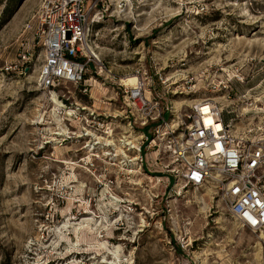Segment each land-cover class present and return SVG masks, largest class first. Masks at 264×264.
Wrapping results in <instances>:
<instances>
[{
    "label": "rangeland",
    "instance_id": "1",
    "mask_svg": "<svg viewBox=\"0 0 264 264\" xmlns=\"http://www.w3.org/2000/svg\"><path fill=\"white\" fill-rule=\"evenodd\" d=\"M36 8L0 0V264H264V229L239 226L209 184L168 175L167 151L154 164L141 144L121 166L104 156L113 147L77 137L95 119L113 138L125 132L117 87L129 76L180 130L198 100L235 110L236 127L263 125L264 0H96L88 44L106 68L90 67L85 91L36 85Z\"/></svg>",
    "mask_w": 264,
    "mask_h": 264
},
{
    "label": "built area",
    "instance_id": "2",
    "mask_svg": "<svg viewBox=\"0 0 264 264\" xmlns=\"http://www.w3.org/2000/svg\"><path fill=\"white\" fill-rule=\"evenodd\" d=\"M95 16L96 0H37L36 35L42 48L35 79L38 87L53 90L62 83H69L81 85L82 91H85L90 85L86 82L89 78H85L90 67L96 64L100 70L106 68L88 44ZM107 77L110 76L100 79L110 81V78L105 80ZM117 88L121 90L120 106L125 119V132L113 138L108 126L98 131L95 119L90 121L92 125L88 128L94 132L93 137L128 144L122 140L123 137L136 132L138 140L129 138L135 141L136 147H131L132 143L124 147L127 155L137 156L134 162L140 159L141 144L154 148V164H161L156 162V156H160V151H167L171 159L164 165L165 168L169 163L174 164L168 169V175L194 188L209 184L219 193L227 214L239 226L262 233L264 186L259 170L264 165V124L246 129L236 127L233 122L239 113L235 110L209 100H198L192 104L186 114L187 123L180 130L179 122L172 123L163 117L165 113L172 115L171 106L163 104L161 95L156 92L147 95L143 80L137 78V84L128 87L118 83ZM84 110L87 116L97 115L94 110L87 111L86 107ZM223 112L227 115L226 119L222 118ZM206 114L210 115L214 125H219L218 128L203 124L202 116ZM66 115L69 114L63 111L62 118L65 119ZM148 127L151 128L149 139L142 132ZM86 137L90 144H102L90 135ZM128 146L130 148L126 149ZM108 153L116 163L122 160L120 155H114V151ZM144 161L150 165L145 158ZM138 165L141 166V163Z\"/></svg>",
    "mask_w": 264,
    "mask_h": 264
},
{
    "label": "bare ground",
    "instance_id": "3",
    "mask_svg": "<svg viewBox=\"0 0 264 264\" xmlns=\"http://www.w3.org/2000/svg\"><path fill=\"white\" fill-rule=\"evenodd\" d=\"M91 50V49H90ZM121 82L123 83V85L124 86H134V85H136L137 84V77H133V76H129V77H127V78H124L123 80H121ZM149 95V94H148ZM52 103L54 104V106L56 107V109H55V111H57L58 112V109L62 106V104H60L59 102H58V100L54 97V96H52ZM173 109L174 110H176V108L175 107H173ZM72 111L73 110H66L65 111V113H67V114H70V113H72ZM202 121H203V124L204 125H211L214 129H216V128H218L219 127V125L218 124H215L214 125V123H213V120L211 119V117H210V115L209 114H206V115H204V116H202ZM63 129V128H62ZM62 129H60L61 130V132H58V131H56L55 133H51V134H54V135H56V136H61V137H63V136H65L66 137V134H68L67 132H65V131H63ZM59 130V131H60ZM84 131H85V133L84 134H82V135H77V137L78 136H88V135H90V136H94L95 134H94V132H92V131H87L86 129H84ZM94 139H97V140H102V144L101 145H103V146H111V147H113L114 149H113V151H114V155H120V158H122V160L123 159H126L127 160V163L126 164H128V163H131V164H134V163H132L133 162V160H136V155L135 154H133L132 155V157H131V155H127L126 154V151H125V149H124V147H125V145H130L131 143L133 144H131V147H136V145H135V143H133L131 140H129V138L130 137H126V136H124L123 137V139L122 140H126L127 141V143L128 144H121V142H117L118 144V146H116V144H115V141H113L112 139H107V138H100L99 136H97V137H93ZM89 143V142H88ZM90 144V143H89ZM117 147H119V148H117ZM130 147L128 146V147H126V149H129ZM156 154V153H155ZM106 155H109V153L108 152H105V154H104V156H106ZM111 155V154H110ZM129 157H131V158H129ZM122 160H120L119 162H118V164L119 165H125V161H123V163L121 162ZM118 165V166H119ZM135 165V164H134ZM128 173L130 174V173H133V171H128ZM138 174V173H137ZM260 234V237L259 238H261L262 237V233L260 232L259 233ZM63 238V237H62Z\"/></svg>",
    "mask_w": 264,
    "mask_h": 264
}]
</instances>
